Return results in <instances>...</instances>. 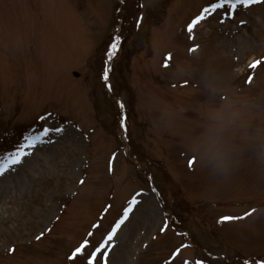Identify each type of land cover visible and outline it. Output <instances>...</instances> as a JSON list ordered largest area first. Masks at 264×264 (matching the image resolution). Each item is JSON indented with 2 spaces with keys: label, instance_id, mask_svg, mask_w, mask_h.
<instances>
[{
  "label": "rangeland",
  "instance_id": "1",
  "mask_svg": "<svg viewBox=\"0 0 264 264\" xmlns=\"http://www.w3.org/2000/svg\"><path fill=\"white\" fill-rule=\"evenodd\" d=\"M210 2L0 0V162L66 130L0 175V264H83L134 197L108 264L264 260V2L190 38Z\"/></svg>",
  "mask_w": 264,
  "mask_h": 264
},
{
  "label": "snow or ice",
  "instance_id": "2",
  "mask_svg": "<svg viewBox=\"0 0 264 264\" xmlns=\"http://www.w3.org/2000/svg\"><path fill=\"white\" fill-rule=\"evenodd\" d=\"M264 0H211V2L203 7L199 15H197L187 26V31L190 34L193 32V29L204 19L207 17L219 13L220 22L222 23L225 18L232 19L233 15L235 14L236 10L239 7H250L254 3H261ZM222 10V11H221ZM142 19V18H141ZM139 23V21H138ZM243 24L244 22L241 21ZM121 44V37L114 36L112 41L110 42L108 48L103 53V79L105 81L109 78L110 68L108 65L113 61L116 54L119 51ZM195 49H190V51H194ZM170 59V56L166 58V61ZM261 63L264 61H258L253 65V68L259 67ZM167 67V63L164 65ZM109 90H111V85H108ZM121 108H124V104H120ZM50 115V114H49ZM41 120H45L46 117L41 116ZM126 120V117L122 118V127L126 131V124L123 121ZM66 130L61 129L59 127L54 128H41L33 133L30 137H25V143H18L15 150L10 152L6 157L3 158V162H0V175H3L12 165H19L23 161L24 157L31 155L30 152L26 151V149L34 148L36 146V142L41 141L43 137H49L51 132L62 133ZM114 159V157H113ZM190 164L194 163L193 160L189 161ZM81 184H84V181H80ZM137 195H142L141 193H137ZM138 201L134 197L131 201H129L128 206L124 209V212L121 218L112 226L110 232L102 238V241L96 244H93L92 240L89 238L84 239V241L75 248L72 254L69 256V259L72 261H77L78 258L83 260V264H108V251L113 241L114 237L117 234V231L120 229L121 225L125 223L128 219L130 213L134 211L133 205L137 204ZM111 205H109V208ZM245 217H221L220 222H230L233 220L244 219ZM93 227L99 229L101 227L100 224H95ZM161 232L167 231V225H163L160 229ZM94 233H89L88 236L92 237ZM183 247H188V245H184ZM13 251H15L13 249ZM181 252L182 248L177 247L173 252L170 253V257L165 260V264H187V262L181 261ZM197 264H204L203 261H198ZM260 264H264V260L260 261Z\"/></svg>",
  "mask_w": 264,
  "mask_h": 264
},
{
  "label": "trees",
  "instance_id": "3",
  "mask_svg": "<svg viewBox=\"0 0 264 264\" xmlns=\"http://www.w3.org/2000/svg\"><path fill=\"white\" fill-rule=\"evenodd\" d=\"M133 17H134V16H132V17H131L129 20H132V19H133ZM134 18H135V17H134ZM130 27H132V26L130 25Z\"/></svg>",
  "mask_w": 264,
  "mask_h": 264
}]
</instances>
